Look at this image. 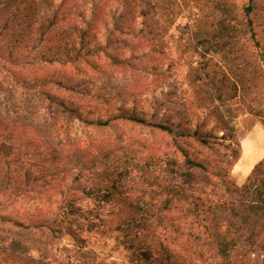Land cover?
<instances>
[{
	"label": "trees",
	"instance_id": "1",
	"mask_svg": "<svg viewBox=\"0 0 264 264\" xmlns=\"http://www.w3.org/2000/svg\"><path fill=\"white\" fill-rule=\"evenodd\" d=\"M54 1L0 0V147L12 143L17 132L27 134L28 130L35 129L20 120L24 105L16 97V88L41 90L53 86L68 93L91 95L85 80L77 79L64 69L54 68L88 63V58L97 55L102 48L91 49L82 43L78 49L74 41L63 45L52 43L53 38L49 37L51 24L36 26V22L44 9L56 8ZM120 1L124 8L130 10V14L142 2L149 9H154L155 14L161 13L162 19L167 17L170 20L178 13L177 9H181L182 2L193 3L199 8L197 16L201 23L194 40L201 60L197 67L192 68L190 77L196 87V104L198 108L208 110L215 128L212 131H204L202 127L189 129L169 119L148 121L128 110L114 119L90 121V125L109 128L115 120L129 121L182 141H194L208 150H215L220 139H236L237 116L231 108L235 101L247 113L259 117L264 125L263 110L258 106L264 92V45L256 37L258 33L264 34V4L260 0H249L244 12L235 0ZM59 7L62 4L57 9ZM147 15V12L144 13V16ZM44 20L50 22L47 18ZM260 50L263 53H258ZM47 99L57 107L68 106L60 96H47ZM50 128L55 130L56 127ZM219 131L229 136L225 134L219 137ZM72 146L69 156L75 157V161L66 166L60 157L61 151L50 150L55 169H46L37 162L29 163L30 168H26L28 166H25L21 150L15 157L4 161L0 159V163L4 164H0V264H106L88 248L83 227L76 225L73 210L79 201V191L86 196H102L103 201H110L112 213L117 207L119 211L126 212L128 216H123L120 223L122 229L132 231L139 227L142 231H151L137 248L140 264H165L166 261H172L171 249L167 245L170 242L163 231L174 237L172 243L181 246L186 236V249L192 257L203 262L209 261L210 264H236L231 255L238 248L264 253V159L254 167L245 184L240 187L229 174L228 166L232 167L234 163L221 168L213 165V161L194 159L181 145L176 144L177 149L172 155L163 153L148 156L145 164L158 167L157 173L154 171V175L145 176L151 197L149 201L144 198V202L150 215L154 218L157 216L155 225L152 223L149 226V221L144 222L140 215H135L137 211L144 210L132 204L133 197L125 201L105 200L106 197H112L115 189H103V183L109 181L116 172L128 171L129 165L139 167L142 162L133 165L134 157H130V152H125L123 156L106 152L85 160L78 157L84 148L77 143ZM14 164L16 167L13 169L11 165ZM33 167L41 169L34 171ZM99 170H102L97 177L102 178L99 185L94 189H80L85 174L97 173ZM146 173L152 172L148 169ZM199 185L210 187L215 193L222 187L230 199L225 200L221 195L222 198L201 213L196 206L194 210H186L187 205H193L194 189ZM33 193L60 195L53 220L26 224L3 213V200L13 203ZM161 212H176V215L161 216ZM192 217L202 230L196 234H185L183 224ZM151 226L157 230L152 232ZM70 228L77 232L75 246L71 255L62 258L57 255L59 234ZM16 244L28 251L19 252L15 248Z\"/></svg>",
	"mask_w": 264,
	"mask_h": 264
},
{
	"label": "rangeland",
	"instance_id": "2",
	"mask_svg": "<svg viewBox=\"0 0 264 264\" xmlns=\"http://www.w3.org/2000/svg\"><path fill=\"white\" fill-rule=\"evenodd\" d=\"M235 1L244 12L249 0ZM260 1L264 4V0ZM54 2L56 8L44 9L43 14L37 16L36 22V26L41 23L46 26L51 24L49 37L53 38L52 43L63 45L74 41L78 49L82 43L91 49L102 48L98 56L88 58V63L54 68L64 69L77 79L85 80L91 95L68 93L53 86L41 90L16 88V97L24 105L20 120L35 129L28 130L27 134L17 132L12 143L0 147L1 160L15 157L21 150L25 166H28L26 168H30L29 163L37 162L46 169H55L50 150L61 151L60 157L66 166L75 159L69 156L73 143L84 148L78 157L85 160L106 152L117 156L130 152V157H134L132 164L137 165L140 161L142 164L139 167L129 165L128 171L119 170L109 181L104 182L103 189H115L112 197H106L105 200L125 201L133 197L132 204L144 210L137 211L135 215H140L144 222L149 221V226L156 223L157 216L154 218L150 215L144 202V198L149 201L151 197L145 176H152L154 171H158V167L145 164L144 161L150 155H172L178 144L194 159H207L221 168L234 163L232 167L228 166L230 177L240 187L245 184L254 167L264 159V125L259 117L247 113L238 101L231 105L232 112L237 116L236 139L227 137L218 140L215 150L204 149L194 141H182L154 128L129 121L115 120L109 128L89 124L90 121L114 119L128 110L148 121L169 119L189 129L202 127L204 131L214 130L215 123L208 110L200 109L196 104V87L190 77L192 68L197 67L201 60L194 40V34L201 23L197 16L199 8L195 4L182 2L181 9H177L178 13L170 20L167 17L162 19L161 13L155 14L154 9H149L142 2L131 14L120 0ZM61 4L62 7L57 9ZM146 12L148 15L144 16ZM44 18L50 22H45ZM256 37L264 45V34L258 33ZM258 53L263 52L260 50ZM47 96H60L68 106L57 107ZM258 106L264 115V92ZM54 125L55 130L50 128ZM225 134L224 131L217 133L219 137ZM11 167L14 169L16 164ZM33 169L40 171L41 168ZM148 169L151 174L146 173ZM100 171L85 174L80 189L97 187L102 179H97ZM216 193L210 187L195 186L193 205H187L185 209L194 210L196 206L201 213L222 197L230 199L222 187ZM51 195L33 193L13 203L3 200V213L26 224L49 222L55 218L61 200L60 195ZM77 195L79 201L73 213L77 219L76 225L83 227V237L88 248L106 264H140L137 248L151 231H142L139 227L132 231L122 229L120 223L123 216H128L126 212L119 211L117 207L112 213L110 201H103L102 196H86L80 191ZM165 215L172 217L176 212H161V216ZM183 226L185 234H196L202 230L193 217L186 219ZM151 227L152 232L157 230L155 226ZM76 233V230L70 228L59 234L57 255L62 258L71 255ZM164 234L170 242L167 245L173 256L172 261H166L165 264H210L209 261L203 262L192 257L186 249V236L181 246L171 242L174 237L168 235V232L163 231ZM15 248L19 252L28 251L17 244ZM231 257L236 264H264V253H252L243 248L233 251ZM205 258H208L207 255Z\"/></svg>",
	"mask_w": 264,
	"mask_h": 264
}]
</instances>
